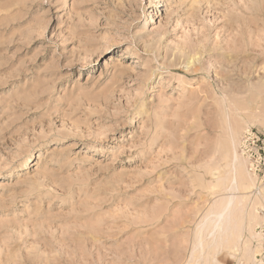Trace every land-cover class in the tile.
Masks as SVG:
<instances>
[{
	"label": "rangeland",
	"instance_id": "rangeland-1",
	"mask_svg": "<svg viewBox=\"0 0 264 264\" xmlns=\"http://www.w3.org/2000/svg\"><path fill=\"white\" fill-rule=\"evenodd\" d=\"M259 120L264 0H0V264H205Z\"/></svg>",
	"mask_w": 264,
	"mask_h": 264
},
{
	"label": "bare ground",
	"instance_id": "bare-ground-1",
	"mask_svg": "<svg viewBox=\"0 0 264 264\" xmlns=\"http://www.w3.org/2000/svg\"><path fill=\"white\" fill-rule=\"evenodd\" d=\"M194 61L195 60H192V63ZM258 122L260 126L264 127V121L259 120ZM233 147L231 171L226 187L227 193L218 200L219 202L215 204V207H212V205L208 213L206 211L205 214H203V219L200 220L196 233L197 252L193 250V254L191 253L193 258H201L206 254L211 256L213 253L211 248H213L216 251L215 254H217L223 241L232 239L234 234L236 235L240 230L242 231L243 225L245 224V216L242 215L240 209L244 208V206L246 208L247 203L243 206V200H240L238 196V189L240 187L246 188L245 186L248 182L254 183V175L252 176V173H250L246 167V158H240L235 145ZM246 180L248 181L246 182ZM261 190L264 191V185L261 187ZM251 212L252 213H249L251 220L249 226L253 228L252 220H256L258 216L262 218L263 214L258 210H251ZM254 234L259 236L258 232L255 233L254 231Z\"/></svg>",
	"mask_w": 264,
	"mask_h": 264
},
{
	"label": "crops",
	"instance_id": "crops-1",
	"mask_svg": "<svg viewBox=\"0 0 264 264\" xmlns=\"http://www.w3.org/2000/svg\"><path fill=\"white\" fill-rule=\"evenodd\" d=\"M260 126L259 122H257ZM262 129L264 127L260 126ZM238 196L240 200H243V206L246 205L248 201H251L253 198L251 195H245L238 189ZM245 198V199H244ZM252 209V207H251ZM250 207L244 206V208L240 209L242 215L247 216V214L252 213ZM243 210V211H242ZM259 210V209H258ZM261 212V211H260ZM255 213V212H254ZM246 217V222L243 225L242 231H239L238 234H234L232 239L223 241L220 246V250L217 255L213 257H209L208 259H203L202 263L205 264H258L256 258V251L258 249V240L259 236L257 233L256 225L263 220V217H259L256 220H252V226L248 225V218ZM250 221V220H249ZM257 223V224H256ZM252 228V229H251ZM254 230V231H253ZM238 236V237H237ZM239 239V240H238ZM255 242L257 245H255Z\"/></svg>",
	"mask_w": 264,
	"mask_h": 264
},
{
	"label": "built area",
	"instance_id": "built-area-1",
	"mask_svg": "<svg viewBox=\"0 0 264 264\" xmlns=\"http://www.w3.org/2000/svg\"><path fill=\"white\" fill-rule=\"evenodd\" d=\"M241 152L249 162V170L255 175L262 174L263 178L260 179L259 184H264V134L248 128L242 140ZM257 191L259 193V189H256ZM260 211L263 214V220L258 226L259 240L256 258L258 264H264V198Z\"/></svg>",
	"mask_w": 264,
	"mask_h": 264
}]
</instances>
